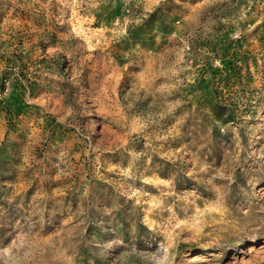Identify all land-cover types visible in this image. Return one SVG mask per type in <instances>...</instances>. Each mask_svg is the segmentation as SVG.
I'll return each instance as SVG.
<instances>
[{
    "label": "rangeland",
    "instance_id": "rangeland-1",
    "mask_svg": "<svg viewBox=\"0 0 264 264\" xmlns=\"http://www.w3.org/2000/svg\"><path fill=\"white\" fill-rule=\"evenodd\" d=\"M0 264H264V0H0Z\"/></svg>",
    "mask_w": 264,
    "mask_h": 264
}]
</instances>
